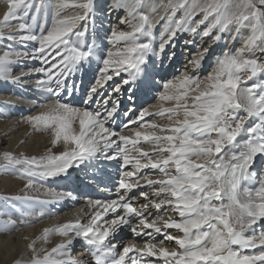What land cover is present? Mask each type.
I'll return each instance as SVG.
<instances>
[{
	"label": "snow or ice",
	"instance_id": "snow-or-ice-1",
	"mask_svg": "<svg viewBox=\"0 0 264 264\" xmlns=\"http://www.w3.org/2000/svg\"><path fill=\"white\" fill-rule=\"evenodd\" d=\"M185 3H188V0L179 6L184 7ZM63 6L57 4V8ZM76 6L82 7L86 12L85 16L76 19L86 20L87 14L93 8V0H86ZM33 7L31 0H10L8 11L3 20H0V28L16 26L20 32L8 37L0 35V39H18L22 43L36 42L38 48L33 50L32 57L40 59L45 66L34 71L41 72L46 77L40 80L39 84L42 87L48 85L45 90L59 96L65 88L67 75L97 57V52L94 51V46H85L82 39L85 31L73 34L72 23L68 20L57 18L46 34H35L24 20L29 9ZM223 7L227 8L228 5ZM235 7L238 11L232 18L237 23L248 22L253 32V36L245 42L244 48L252 46L254 51L255 47L259 46L264 54V0H237ZM39 10L37 6L36 11ZM12 21L18 23L13 25ZM151 31V20L143 14L139 16V21L131 32L113 31L112 41H123L126 47L115 55L108 53L106 58L101 59L102 79L111 80L113 75L125 72L127 78L123 79L122 83L130 88L137 80L143 79L148 73V57H162L166 45L171 43L176 34L170 30L157 49L151 41L138 42L139 35L150 36ZM190 31L194 33L196 27L190 28ZM258 31L259 36L256 35ZM204 35H208V32L205 31ZM256 41H260V44L257 45ZM11 55L19 57L28 56L29 53L5 51L0 56V79L5 81L11 79ZM174 55L172 53L169 59ZM193 63L198 65L199 61ZM258 75H264V63L251 56H245L241 50L239 55L222 57L217 62L215 71L205 80L184 76L179 82L165 83L164 94L159 99L174 101L175 107L164 109L159 115H167L172 122L171 126L149 124L151 132L142 134L137 131L135 140L119 136L123 146L112 139L116 132L105 126L106 120L116 113L119 101L114 102L111 109H106L103 116L98 111H81L58 102L48 113L31 117L30 123L42 126L39 130H51L53 145L62 139L66 146L65 151L58 156L50 155L39 160L34 157L21 159L4 153L5 164L0 166V172H18L29 178L26 187H31L33 177L56 178L68 174L70 168L79 167L85 161L101 158V155L106 160L122 161V167L134 164V171H124V178L118 182V188L126 190L121 192L120 202L93 201L92 204L99 206L103 211H97L88 225L77 221L75 224H66L52 230L61 236L74 234L76 237H83L91 246L95 264H125V256L136 252L141 256L161 258L164 264H264V232L257 235L254 231L257 222L264 221V182L257 188L245 187L248 181L257 179L262 174L257 170V166H264V84L247 83ZM19 82V79H12V83ZM53 84L55 88L51 86ZM114 90L120 93L121 87L117 86ZM96 92L95 87L90 88L83 97V103L92 101ZM128 98L134 103L131 91ZM146 115L149 113L141 110L138 117L128 123H135L137 119L143 120ZM252 117L258 118L259 122L246 127V120ZM77 120L78 131L74 127ZM157 132L161 134L157 135ZM242 133H247L248 138L243 142L241 150L236 151L234 149L240 144L238 137ZM141 139L151 143L154 151L151 154L140 151L139 158H130L127 155L130 151L127 145L131 144L132 149L139 151L136 145ZM113 145L116 154L110 155L107 150ZM148 168L160 173L163 178L152 179L148 173L139 177L136 175ZM141 179L159 199V202L153 200L149 203L157 210L168 205L178 214L179 221L166 220L163 228L174 229L182 234L166 235V239L174 241L181 251H169L167 248H157L155 244H147L140 250L125 247L124 255L119 259L110 258L115 254L116 245L106 241H109L110 236L114 237L120 227L129 226L135 235H152V232H146L144 229H151L155 233L162 232V229L156 226V220L148 222L143 212L132 206L134 196L125 199L126 193L132 192ZM140 195L148 199L146 192H141ZM16 199L27 200L28 197ZM142 207L147 209L148 204ZM118 209H123L124 214H117L110 222L105 221L108 226L103 227L100 221L104 215L109 211L117 213ZM40 215L43 216V213ZM133 217H140L139 231L137 227L132 226ZM158 219L163 220V216ZM8 222L15 223L12 220ZM48 235L49 230L46 229L43 238L46 240ZM72 243L71 239L68 240V245ZM257 245L260 246L258 254H243L242 250L253 249ZM66 250L67 245H59L43 259L35 258L34 264H57L50 257L54 253L63 254Z\"/></svg>",
	"mask_w": 264,
	"mask_h": 264
},
{
	"label": "bare ground",
	"instance_id": "bare-ground-1",
	"mask_svg": "<svg viewBox=\"0 0 264 264\" xmlns=\"http://www.w3.org/2000/svg\"><path fill=\"white\" fill-rule=\"evenodd\" d=\"M31 1L34 4V7L29 9L28 16L24 17V20L31 26V29L35 34L39 35L41 32L46 34L49 30V26L53 27L57 18L68 20L72 23L73 34L75 32L85 31V35L82 38L83 42L85 46L92 44L94 48H96L97 57L93 58L90 62L83 64L77 71L69 73L65 80L64 90L61 91L59 96H55L45 90L48 85L42 87L39 84L40 80L46 79L45 75L34 71V69L44 67L40 59H33L32 57L33 50L38 48V44L34 41L22 43L18 39L12 40V45L19 43V48L15 52H27L29 55L19 57L11 55L10 59L11 61L13 60V62L14 58H21L22 65L18 66L17 70L11 68L10 80L5 81L0 79V124L2 123V125L10 124L9 120L16 115L22 114L23 116H26L31 113L32 102L30 100L32 97H28L27 94L29 95L28 90L32 89L35 93L33 97L37 100V109H39V112H42V114L50 111V109L56 105V102H61L66 103L69 106L71 105L70 107H80L79 110L81 111L85 109L93 112L98 111L103 116L106 113V109H111L113 103L119 101L116 113H114L112 118L107 119L106 121H108V124H111L112 128L114 126H120L122 131L121 133L119 132L120 136L129 137L132 140H135V133L137 131H140L142 134H148L151 132V129L148 127L149 124L154 123L162 127L171 126L172 122L169 121L167 115L161 117L159 113L164 109L175 107V102L162 100H158V102L156 101V93L159 88H164L165 81V83L170 80H172L171 82H179L184 76L197 77L201 80H205L209 74L215 71L217 62L231 52L232 48V52H235V55H239L241 50H243L244 55L250 54V51L245 50L243 45L245 44L244 38L238 35L237 28L235 29V32L231 31L233 29L228 30L230 27L229 22L233 20V14L238 11L235 7L237 0H228L227 3L223 4L228 5L227 8L222 5V8H219L221 6L218 7V10L220 11V22L218 18L219 15H217V21L214 20L211 24L212 26L208 25V21L206 22L205 20L207 17V9L209 10L208 7H211L213 4L210 5L211 0H188V3H185L184 7H179V5L184 3L185 0H166L163 5H160V0H114L108 8L104 7V4H106L105 0H93V8L87 14L86 20L76 19L77 17L85 16V9L77 7L76 5H81L85 3L86 0ZM9 2L10 0H1L0 20H3V17L5 16L7 8L9 7ZM220 2L221 0H218L215 6H218V3ZM58 3L64 6L57 8ZM37 6L40 9L39 11H36ZM104 9H106V12H103ZM175 13L178 15L174 16ZM141 14L149 16L152 31L150 36L139 35L138 42L143 43L151 41L153 47L158 49L159 44L163 39L167 38V34L170 30L175 31L176 34L174 38L170 44L166 45L162 57H153L151 55L148 57L149 64L147 66V75L143 79L137 80L131 88L129 85H124L122 83L123 79L127 78V73L125 72H121L119 75H113L111 80L102 79L103 74L100 72V69L103 65L101 59L106 58L108 53H113V55H115L116 52L121 51L126 47L125 42L123 41L113 42L112 39H110V41L105 40V37H108V29H110L111 33L113 31L131 32L133 26L138 23ZM201 20H203L204 23L200 24L199 22ZM87 22L89 25H87ZM11 23L16 25L18 21H12ZM197 25L199 26L197 27ZM192 27H196L194 33L190 31V28ZM226 28L228 29L225 30ZM5 30L8 31L9 35H18L20 32L16 26L5 27ZM205 31L208 32V35H204ZM217 37H219V39H217ZM73 39H75L74 35ZM1 40L6 43V40L8 39ZM2 43L0 41V45ZM258 49L259 51L257 53L253 52V56L256 54V58L259 55H264L261 53V47L258 46ZM172 53L175 55L169 59V56ZM194 61H199V64L194 65ZM15 71L20 74V77L17 74V76L14 74ZM93 74H95L94 77ZM91 75L92 77H90ZM12 79H19L20 82L12 83ZM92 79L94 80L92 81ZM95 80L99 81V83L95 82L96 84L93 86L92 84H94ZM247 83L264 84V75L257 76L254 80L248 81ZM51 86L55 88L54 84ZM84 86H88V90L92 87L97 89V92L93 94L92 101H89L87 104L83 103L85 93L82 92V88ZM117 86L121 87L120 93H117L114 90ZM64 91H68V94H64ZM130 91L134 96V103L129 101L128 97ZM81 96L83 97L80 98ZM94 97H98L96 101ZM188 102L191 103V100ZM141 110H145L149 115H146L143 120L137 119L135 123H128L130 120L138 117ZM240 114L243 115V112ZM39 115H41V113ZM28 120L26 119L27 123L25 125L27 130H33V132H36L39 137L48 135V138L43 143L40 141V150L35 149L28 155L22 154L19 156L21 159L33 157L38 160L41 158L46 159V157L50 155L58 156L65 151V147H62L65 145L62 139L59 143L53 145L52 131L39 130L42 126L33 125L30 123V120ZM258 122V118L256 117L247 119L246 127ZM126 124L127 127H125ZM107 125L106 127L110 128ZM112 128L109 130L112 131ZM160 134L161 133L157 132V135ZM117 136L119 135L117 134L112 137V139L116 140L117 143H121ZM247 138V133H242L238 137L240 144H238L234 150H241L243 142ZM18 144V140L13 138L11 145L17 147ZM127 147L130 149L127 155L129 157L132 156L133 158H139L140 151L149 152L150 154L154 151L153 145L144 142L142 139L136 145V149L139 151L132 149L131 144L127 145ZM107 151L110 155L116 154L115 145ZM0 163L5 164V161H0ZM121 165L122 161L106 160L103 158V155H101V158L99 159L85 161L79 167L70 168L68 174H62L56 178L44 179L48 191L39 190L31 192L30 187H26L27 183L23 181L25 177L22 181H19L20 179L18 181L13 179L14 185L11 187H8L7 184L3 183L0 186V192L4 195V199L9 198L8 201L4 200L5 203L1 206L2 210H5L3 223L6 224L9 219L13 221L14 214L19 210L21 212L25 211V213L32 216V219L29 218L32 221L34 220L33 217L35 216L34 214L37 209L38 216L43 220L45 217L50 216L46 210V208H50L51 211H53V213L51 212L52 215H56V217L57 215L58 217H64L66 220L64 222L66 224H73L80 221L81 224L86 226L91 222V217L97 211H103L99 206L93 205V201L99 200L102 203H106L116 200L120 202L121 192L126 191L118 188L119 180L124 178L122 173L124 171H134V164H129L123 167ZM257 170L261 171L262 174L259 175L257 179L248 181L245 184V187L249 189L257 188L261 182H264V166L258 165ZM144 173H148L152 179L163 178L160 173L155 172L150 168L143 169L136 175L139 177ZM73 174L78 175L79 179ZM88 185H91L92 188L86 189L84 192V186L87 187ZM101 187H107L109 189L104 192L101 191ZM82 191L87 198L86 200L85 197L84 199L81 198ZM141 192L147 193V200L140 195ZM24 196H27L28 199H14L15 201L10 199ZM129 196L135 197L131 201L132 206L137 211L143 212L144 218H146L148 222L156 220V226L160 227L162 232L155 233L151 229H144L146 232H152V235H135L129 226H122L118 229L114 237L110 236L109 241H106V243L110 242L116 245L115 254L110 258L119 259L124 255L123 249L125 247H134L135 249L140 250L144 249L147 244H155L157 248L163 247L167 248L169 251H181L174 241L166 239V235L171 234L177 236L182 234L177 233L174 229L163 228V223L166 220L172 219L179 221L180 218L178 214L173 212L168 205H164L160 210H157L151 203H149L153 200L159 202V199L143 179L140 180L139 185L132 192L126 193L125 199L127 200ZM9 200H12V203L9 202ZM81 201L85 205L80 207L79 204ZM0 204H2L1 201ZM144 204H148L147 209L142 207ZM90 209L92 210L91 214L89 213ZM40 213H43V216H41ZM48 214L49 216H47ZM117 214L123 215L124 210L118 209L117 213L109 211L104 215L100 224L103 227H107L108 224L105 223V221L110 222ZM160 216H163V220L158 219ZM139 219L140 217L132 218V226L137 227L138 231L140 230V225L138 223ZM35 223L38 224L36 221H33L31 224ZM54 223L57 224V221ZM60 223L57 227L51 228H59ZM65 223L61 226L65 225ZM28 224H30V222ZM55 224L53 226H55ZM259 224L264 227V221ZM42 226L43 229H41L40 234H35L36 232L33 233L31 230L29 231L26 237L29 241L28 247H24V240L21 238L15 237L11 240L7 236L8 232L5 234L4 232L6 231L0 232V264L34 263L35 258L43 259V257L48 252H51L53 248L62 244L67 245V250L63 254L54 253L50 257L51 260L61 264H95L91 255V246L87 244L83 237H76L74 234L61 236L56 233H53L51 236L50 229L47 227V222L44 221ZM46 229L49 230V235L45 240L43 237ZM70 239L73 243L68 245V240ZM33 247L35 251H33ZM2 248H6L7 254L3 252ZM245 250L246 249L242 250L243 254H246ZM256 250L258 249L256 248ZM124 259L125 264H133V260H135V264H164L163 259L161 258L156 256H141L139 252L129 253Z\"/></svg>",
	"mask_w": 264,
	"mask_h": 264
},
{
	"label": "rangeland",
	"instance_id": "rangeland-1",
	"mask_svg": "<svg viewBox=\"0 0 264 264\" xmlns=\"http://www.w3.org/2000/svg\"><path fill=\"white\" fill-rule=\"evenodd\" d=\"M35 0H33V2H34ZM110 1V2H109ZM112 1H114V0H105V3L106 4H104V7L105 8H108L109 6H111V4H112ZM216 1V2H215ZM217 1L218 0H211L210 1V5L212 4V6L210 7H208L209 8V10L207 9V17L205 18V20H206V22L208 21V25H211L212 23H213V21L214 20H216L217 21V15H219L218 16V18L220 17V11L218 10V7L219 6H223V4H225V3H227L228 2V0H221V4L220 3H218L219 5L218 6H215L216 5V3H217ZM32 2V1H31ZM62 2V1H61ZM160 5H163L165 2H166V0H160ZM109 3V4H108ZM108 4V5H107ZM107 5V6H106ZM214 5V6H213ZM0 6H1V0H0ZM222 6L221 7H219V8H222ZM180 7V6H179ZM215 7V8H214ZM217 7V8H216ZM215 9H217V10H215ZM7 11H8V8H7ZM75 11V10H74ZM106 12V9H104L103 10V12ZM178 11V10H177ZM208 11H209V13H208ZM219 11V12H218ZM7 13V12H6ZM178 13V12H177ZM177 13H175V15L174 16H177L178 14ZM216 13V14H215ZM218 13V14H217ZM97 21V20H96ZM219 22H220V18H219ZM230 24H229V29L228 28H226L225 30H230V29H233V30H231L232 32H235V29L237 28V30H238V35H240L242 38H244V41L246 42V41H248L252 36H253V32H252V29H251V27H249L248 26V22H244V21H242V22H240V23H237L234 19L231 21V22H229ZM219 24V23H218ZM87 25H89L88 24V22H87ZM234 25V26H233ZM236 25V26H235ZM203 26V25H202ZM212 26V25H211ZM215 26V25H214ZM213 26V27H214ZM50 27L51 26H49V30H50ZM52 28V27H51ZM109 31H107V33H108V37H105V40H107V41H110V39H112V37H111V32H110V29H108ZM0 35H2L3 37H8L9 36V34H8V31L7 30H5V28H0ZM256 35L257 36H259L260 34L257 32L256 33ZM4 39H6V38H4ZM109 39V40H108ZM0 41H1V43L3 42L1 39H0ZM12 40H6V43H2L1 45H0V56H2L3 54H4V52L5 51H9V52H15L18 48H19V43H16L15 45H12L11 43H13V41L11 42ZM17 42V41H16ZM256 44L257 45H259L260 44V41H256ZM243 45H245V44H243ZM16 46V47H15ZM91 46H93L92 44H91ZM106 49V48H105ZM110 49V48H109ZM94 50H95V52H96V48H94ZM232 50H233V48H232ZM232 50H231V52H229L225 57H228V56H231V55H233V54H235V52H232ZM245 50H248V51H250V54H245V56H251V57H253V58H256L255 57V55L253 56V52H255V53H257L258 51H259V49H258V46H256L255 47V50L253 51V48H252V46H249L247 49H245ZM256 59H258L259 61H261L262 63H264V55H259ZM21 63V64H20ZM20 65H22V62H21V58H14V62H13V60H12V64L10 65V67L11 68H13V69H15V70H17V68H18V66H20ZM45 66V65H44ZM14 74L16 75H18L19 77H20V74L17 72V71H15L14 72ZM40 74H41V72H40ZM88 74V73H87ZM16 75V76H17ZM95 76V74H93V77ZM258 76H261V75H258ZM90 77H92V75L90 76ZM173 79V78H172ZM81 80V79H80ZM94 79H92V81H93ZM172 80H170L169 82H171ZM95 82H97L96 80L94 81V84H92L93 86L96 84ZM166 82V81H165ZM165 82H164V84H165ZM89 86V85H88ZM88 86L86 87V86H84L83 88H82V92H84V93H86V91L88 90ZM162 89V90H161ZM159 88L158 89V91H157V93H156V101L158 102V100H160L159 99V97L162 95V94H164V88ZM28 92H29V95L27 94V96L28 97H32L31 98V102H32V108H31V113L30 114H27L26 116H23L22 114L21 115H16V116H14V117H12L11 118V120H9L10 121V124H7V125H2V123L0 124V161H3L4 159H3V154L4 153H10L13 157H16V158H20L19 156L20 155H28L30 152H32L33 150H35V149H37V150H40V146H41V143H40V141L43 143L47 138H48V135H46V136H44V137H39V135H37L36 134V132H33V130H27V127L25 126L26 125V123H27V121H26V119L28 120H30V118L31 117H34V116H38L40 113L42 114V112H39V109H37V105H36V102H37V100L35 99V97H33L34 95H35V93H34V91H32V89H29L28 90ZM82 92H81V94H82ZM64 94L66 93V94H68V91H64L63 92ZM27 97V98H28ZM83 96H81L80 98H82ZM58 102H56V104H57ZM61 103V102H60ZM34 104V105H33ZM71 106V105H70ZM74 108H76V107H74ZM80 107H78V108H76V109H79ZM49 112V111H48ZM48 112H44L43 114H45V113H48ZM28 120V121H29ZM108 124V121H106V124H105V126ZM25 126V127H24ZM108 127H110V128H112L111 127V124H108L107 125ZM74 127H75V129L78 131L79 130V127H78V122L74 125ZM115 127V126H114ZM112 128V131H116L117 133H116V135L118 134L119 136H120V133L122 132L121 131V129H120V126H117V127H115V128ZM119 127V128H118ZM110 128H108V129H110ZM26 129V130H25ZM115 129V130H114ZM8 133V134H6V133ZM17 132V133H16ZM120 132V133H119ZM128 132H129V130H128ZM119 136H117V137H119ZM13 138L14 139H16V140H18V146L17 147H15V146H12L11 145V141L13 140ZM122 143V142H121ZM120 143V144H121ZM62 147H66L65 145H63ZM68 147H71V146H68ZM113 152V151H112ZM115 155V154H114ZM130 158H133L132 156H130ZM121 163V162H120ZM2 165H4V163H0V166H2ZM23 178H24V176L22 175V174H20V173H11V174H4L3 172H0V186L3 184V183H5V184H7L8 185V187H11V186H13L14 185V182H13V179L16 181H18L19 179V181H22L23 180ZM32 179V186L30 187V191L31 192H34V191H42V190H44V191H48V187L47 186H45V183H44V179H42V178H40L39 176H36V177H33V178H31ZM23 181H25L27 184L29 183V178L27 179V177H25L24 178V180ZM42 182H43V184H42ZM45 188H44V187ZM0 191H1V189H0ZM4 195L0 192V201L2 202V204H0V232H4V231H6V232H4V234L5 233H7L8 232V234H7V236L12 240L13 238H15V237H18V238H21L22 240H24L23 242H24V247H28V245H29V241H28V239H26V237H27V235H28V233H29V231L31 230L33 233H35V234H40L41 233V229H43V226H42V223H44V221L45 222H47V227L50 229V232H51V236L53 235V229L52 228H55V227H57V225H59V223H60V226L59 227H62L61 225L62 224H64L65 222L64 221H66L65 219H64V217H58V215H57V217L59 218H57L56 217V215H52V213H53V211H51V209L50 208H46V210L48 211L47 213H49L50 214V216H49V214L47 215V216H49V217H45V219H43V220H41V218L38 216V214H37V209H36V211H35V216L33 217V219L34 220H30V219H32V216H30V215H28V213H25V211H23V212H21L20 210L18 211V212H16L15 214H14V218H13V221L15 222L14 224H11V223H9V222H7L6 224H4L3 223V220H4V213H5V210H2V208H1V206L2 205H4V200L5 201H8V199H4V197H3ZM10 199H12V200H14V199H16V198H10ZM12 200L10 201L9 200V202H11L12 203ZM16 200H18V199H16ZM15 201V200H14ZM52 212V213H51ZM89 213L91 214L92 213V210H90L89 211ZM52 216V217H51ZM35 217H37V218H35ZM54 217V218H53ZM30 218V219H29ZM60 218H61V220H60ZM28 219V220H27ZM37 219V220H36ZM52 221H51V220ZM10 220V219H9ZM8 220V221H9ZM28 222H27V221ZM54 220V221H53ZM38 222V224H31L32 222ZM41 223H40V222ZM55 221H57V224H55L54 222ZM27 222V223H26ZM30 222V224H28ZM260 222H263V221H258L257 223L258 224H256V226H255V229H254V231H255V233L257 234V235H259L261 232H264V227H262V226H260ZM55 224V226H53ZM65 225H66V223H65ZM64 226V225H63ZM52 227V228H51ZM249 231H251V230H249ZM27 240V241H26ZM13 245V244H12ZM1 247V246H0ZM256 248L258 249V250H256ZM2 250H3V252L4 253H6L7 254V250H6V248H2ZM246 252V254H248V255H255V254H257L258 253V251H260V246L259 245H257V247H255L254 249H246L245 250ZM250 251H252V252H250ZM253 251H254V253H253ZM29 264H34V263H32V262H30ZM57 264H61V263H57ZM63 264V263H62Z\"/></svg>",
	"mask_w": 264,
	"mask_h": 264
}]
</instances>
